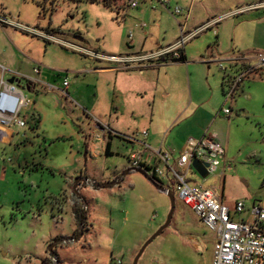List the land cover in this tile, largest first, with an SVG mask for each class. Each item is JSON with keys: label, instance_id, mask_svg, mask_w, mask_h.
Segmentation results:
<instances>
[{"label": "rangeland", "instance_id": "374dc122", "mask_svg": "<svg viewBox=\"0 0 264 264\" xmlns=\"http://www.w3.org/2000/svg\"><path fill=\"white\" fill-rule=\"evenodd\" d=\"M96 1L0 0V14L12 22L53 35L68 44L46 43L26 31L6 27L11 34L33 41L32 55L37 57L38 63L47 65L52 73L60 75V79L66 74L70 87H73L75 75L85 73L88 68L106 66L89 61L84 53L74 48L121 56L127 48L129 33L136 44L144 39L143 31H147V38L152 40L175 38L177 23L183 22L191 3L194 8H191L190 19L193 20L200 17V6L205 3L207 6H244L258 0H168L169 10L157 0H138V7L134 10L128 9L129 0H106L110 7H104L102 0ZM177 6L182 8L183 14L173 16L171 11ZM263 13H244L230 20H242L245 22L243 28L254 30L255 25L250 19L259 18ZM213 30L209 34L214 40ZM202 37L190 41L185 46L186 50L195 46ZM260 37L263 40L264 28ZM255 40L257 43V36ZM213 43L212 47L204 45L205 48L201 49V60L214 62L208 65L209 69L204 64V73L196 91L205 90V101L216 112L224 103L221 82L227 74L232 75L237 70H234L235 65L231 68L226 62H217L223 58L213 50ZM258 46L260 50L253 56L264 53L263 42ZM210 49L213 51L212 58L208 56ZM218 64H223L228 72L221 71ZM198 66L203 68L197 63L188 67ZM2 68L0 66V79L2 77L6 81ZM187 74L188 70H181V80L176 84L174 94L168 97L167 105L189 97ZM60 82L57 80L55 84ZM171 85L174 86V83ZM19 89L22 90L23 86ZM259 95L263 103L258 99H237L238 106L241 105L244 110L238 109L237 105L233 107V122L227 126V139L222 141L224 156L216 173L205 180L193 172L186 176L190 186L218 189L224 204L230 208L236 201H244L247 206L264 201V91H260ZM24 96L28 105L22 111L28 112L35 94ZM160 101L162 98L158 96L157 116L159 111L169 110ZM228 105L224 104L225 107ZM68 106L64 109L67 121L73 114L79 116L77 108L75 113L68 114ZM106 108L109 110V106L100 104V110ZM30 119L28 122L27 118L24 119L25 127H29L24 130L28 134L33 132L30 127L34 125ZM163 124V119H157V127L161 128ZM90 130L88 135L92 138L96 130L94 126ZM51 133L54 135L55 132ZM28 139L26 146L22 143L15 149L0 145V264H132L140 248L165 223L170 211L169 199L157 193L154 186L137 172H131V176L120 181L118 186L99 192L88 187L75 197L76 168H58L63 158H69L67 153L62 155L66 151L61 147L64 144L55 143L49 147L46 145L48 142L44 143L31 133ZM159 144L170 149L164 139H160ZM57 146L61 147L60 155L55 151ZM116 147L122 149L119 142ZM121 159L114 156L107 168L95 166L86 173L95 179L104 175L119 180L121 172L114 171V164ZM171 190L174 212L170 224L147 246L137 264H211L214 235L179 200L175 187ZM81 216H87L82 236L77 228ZM153 216L154 220L150 222ZM51 244L55 245L48 252Z\"/></svg>", "mask_w": 264, "mask_h": 264}, {"label": "crops", "instance_id": "0c3cea01", "mask_svg": "<svg viewBox=\"0 0 264 264\" xmlns=\"http://www.w3.org/2000/svg\"><path fill=\"white\" fill-rule=\"evenodd\" d=\"M262 1L264 0H258L244 6L239 4L236 6H207L205 3L204 6H200V17L193 20L190 19L191 8H194L191 3L186 10V14H188L186 27L188 30H193L230 12ZM157 2L162 5V2H168V0H157ZM259 11H264V9L250 11L245 14ZM0 16L7 18L2 14ZM230 19L218 22L200 34L199 36L203 35V37L190 50H186L184 47L183 59L178 63L148 66L134 65L126 70H117L111 64L91 59L85 55L89 61L104 63L106 66L103 68H88L85 73L75 75L73 87H70L69 83L67 88V97H63L58 89L53 88H60L62 80L68 78L67 75L64 74V77L60 79L58 73L54 74L47 65L38 63L37 57L32 55L33 51L31 50L35 43L20 38L16 34H11L6 28L8 26H3L0 27V66L3 67V78L6 77L7 80L4 81L1 77L0 82L3 81L8 84V81L13 79L16 82L13 84L20 82V86H28L27 94H35L32 106L28 112L21 111L22 117L20 118H27V122L31 118L30 120L34 122V125L30 127L33 131L30 132L31 135L40 137L44 143L48 142L46 143L47 146L50 147L55 143L64 144L61 147L66 151L62 155L67 153L69 158H63L61 166L59 165L58 168L63 169L67 166H74V169L76 168L74 178L76 180L81 178L86 181L73 189V195L77 197L80 193H83V190L86 191L88 187L99 192L118 186L120 181H124L131 176L130 173L134 172V169L131 168L129 157L134 153H143V158L149 164V167L146 168L152 166L161 168V165L153 158L151 153L143 151L142 144L147 145L151 150H157L164 147L160 145L161 143L159 144L160 139H164L170 149L164 148L172 154L174 161L181 154L188 139L200 140L207 136H214L223 149L222 141L227 139V126L233 122V119H231V114L234 112L233 107L235 108L237 105L238 109L244 110L241 105L238 106L237 99L245 101L258 99V102L262 101L263 98L259 95V92L264 91V71L243 81L231 99H225L224 97V85L228 79L225 76L224 81L221 82V95L224 98V103L216 112L205 101V90L199 93L196 91L199 80L204 73V64L208 66L211 62H214L207 63L201 60L204 45L209 47L214 42L213 50L215 49L220 58H223L217 62H233L235 65L234 70H238L243 63H251L254 59L252 54L260 50L258 44L262 42L264 44V38L262 40L260 37L264 28V13L259 18L250 19V22L255 25L254 30L243 28L242 24L245 22L242 20L234 21ZM182 23L181 21L177 23V36L168 41L164 39L160 41L155 38L153 40L148 39L146 36L147 31H143L144 39L137 44L133 40L130 44L127 40V48L122 55L147 54L174 43L179 37V25ZM258 26L260 27L256 31ZM143 28H145V25ZM213 28L215 29L212 31L215 35L214 40L209 34ZM49 36L54 37L53 35ZM256 36L258 37L257 43ZM84 50L80 49L81 52ZM211 50L208 53L210 58L213 54ZM94 52L104 56H112L97 51ZM194 63L201 65L203 68L198 66L189 69L188 66L193 67ZM36 68H39V74L37 75L34 74ZM184 68L188 70L189 97H184V100L181 99L176 104L167 105L168 97L171 93L174 94L177 89L175 86L181 80V70H185ZM206 68L209 69V66ZM84 74L87 76L83 77ZM26 78L29 80L26 81ZM57 80L61 82L55 84ZM205 81L208 82V77L205 78ZM172 83H174V86L171 85ZM51 88L53 89L51 90ZM26 93L23 94L27 95ZM158 96L162 98L160 104L164 108L167 106L169 110L159 111L157 116L156 99ZM199 96L202 98H198ZM226 103L229 104L228 107L224 106ZM100 104L109 106V110L108 108L100 110ZM66 105H69L68 114L75 113L74 109L77 108L79 116L73 114L70 117L71 119L67 121L64 117L66 115L64 113V109L67 108ZM223 110H229V115H224ZM157 119L164 120L161 128L156 126ZM92 126H94L96 132L91 138L88 132L91 131ZM25 128L10 127L4 129L0 127V145L13 149L17 145L21 146L22 143L24 146L25 141L29 140L28 135L30 134L24 130ZM51 132H55L54 135ZM142 132L146 133L145 139L141 137ZM118 142L122 149L116 147ZM61 147H56L57 155H60ZM114 156L122 157L119 162L114 164V171L121 172L119 180L115 177H104V175H101L100 179H95L87 175V170L91 171L95 166L101 167V169L107 168L108 163H111ZM127 168L130 169L125 173L122 172ZM158 180L162 192H158L157 188L154 187L157 193L163 194V191L173 189L171 186L173 181L170 175ZM109 184L113 185L110 186ZM154 217L150 222L154 220ZM83 218L84 225L82 227L80 221L79 223L77 221V228L81 236L83 229L87 226V216H83Z\"/></svg>", "mask_w": 264, "mask_h": 264}, {"label": "built area", "instance_id": "2783aa9c", "mask_svg": "<svg viewBox=\"0 0 264 264\" xmlns=\"http://www.w3.org/2000/svg\"><path fill=\"white\" fill-rule=\"evenodd\" d=\"M137 6L138 0H129L127 3L129 9H135ZM162 6L167 7L168 10L170 9L168 2H162ZM259 9H264V1L230 12L193 30H188L186 27L188 20V14H186L183 23L179 25L178 39L168 46L147 54L104 56L86 50L82 53L91 59L111 64L117 70H126L134 65L148 66L178 63L183 59L185 45L216 25V23ZM171 14L173 16L181 15L183 10L177 6L171 11ZM3 26L26 31L28 34L42 40L69 46L43 32L24 27L0 16V27ZM127 40L131 44V33L128 34ZM74 49L80 51L78 48ZM253 57L251 63H243L237 71H233L232 75L227 74L226 78L229 80L226 81L227 87L224 90L225 99H231L243 81L264 71V53H257ZM228 64L231 68L234 65L233 62ZM218 67L221 71L228 72L223 64H218ZM34 74H39V68L34 69ZM28 80L26 78V81ZM18 85H20V82L11 85L3 81L0 82V127L4 129L10 127L25 128V120L20 118V113L22 109L27 108L28 103ZM68 86L67 79H63L60 88H53L58 89L63 97H67ZM222 113L229 115V110H223ZM141 137L145 139L146 133L142 132ZM142 146L143 151L151 153L153 158L161 165V168L158 166L150 167L154 176L161 179L170 175L173 181L171 186L172 188L175 187L179 200L214 235L211 264H264V201L252 203L250 206H247L244 201H236L230 208L222 202L218 189L199 185L190 186L188 184L186 176L189 172L198 175L192 168L193 162L196 161L206 165V178L214 175L219 168L220 160L223 158V149L214 136H207L200 140L188 139L175 161L172 154L164 147L151 150L145 144H142ZM129 159L133 169L141 166L149 167L141 152L130 155ZM175 168L179 170V173ZM219 176L221 177L222 174ZM117 264H120V262H117Z\"/></svg>", "mask_w": 264, "mask_h": 264}, {"label": "water", "instance_id": "95a60500", "mask_svg": "<svg viewBox=\"0 0 264 264\" xmlns=\"http://www.w3.org/2000/svg\"><path fill=\"white\" fill-rule=\"evenodd\" d=\"M16 83L13 81V79H10L8 81V84H13ZM18 87H20V85H18ZM21 91H25L28 92V86L23 87V89ZM192 168L194 169V171L200 176L201 179H205L207 177V173H206V165H202L198 162H193L192 163ZM134 172H137L139 174H141L146 180H148V182H150L155 188L157 187V184L155 182H153L150 178H148V176L142 172V171H136L134 170ZM84 182H86L84 179H77L74 183L73 189H75L77 187V185L79 184H83ZM110 186L113 184H109ZM109 187V186H107ZM163 194L169 199L170 201V211L169 214L167 216V219L165 221V223L145 242V244L140 248L139 252L137 253V255L135 256L133 263L132 264H137L141 255L143 254L144 250L147 248L148 245H150L153 240L155 238H157L170 224V220L171 217L173 215L174 212V197H173V192L172 190H167V191H163ZM55 244H51L48 247V252L52 251V248L54 247Z\"/></svg>", "mask_w": 264, "mask_h": 264}, {"label": "trees", "instance_id": "16d2710c", "mask_svg": "<svg viewBox=\"0 0 264 264\" xmlns=\"http://www.w3.org/2000/svg\"><path fill=\"white\" fill-rule=\"evenodd\" d=\"M90 2H97L96 0H90ZM104 7H110V5L108 4V2L106 0H102L101 1ZM136 171H142L144 172L148 178H150L153 182H155L157 184V191L158 192H162L161 188H160V181L154 176V174L151 172L150 168H146L141 166L140 168H136L134 169ZM84 225V218L82 216L81 220H80V226L82 227Z\"/></svg>", "mask_w": 264, "mask_h": 264}]
</instances>
